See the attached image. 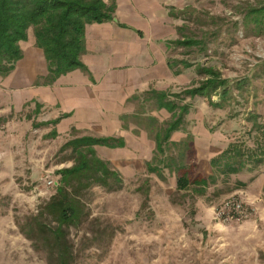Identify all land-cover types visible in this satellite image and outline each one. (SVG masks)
I'll return each mask as SVG.
<instances>
[{
    "label": "rangeland",
    "instance_id": "374dc122",
    "mask_svg": "<svg viewBox=\"0 0 264 264\" xmlns=\"http://www.w3.org/2000/svg\"><path fill=\"white\" fill-rule=\"evenodd\" d=\"M262 7L264 0H169L177 31L172 40L189 37L202 43L172 44L168 57L195 66L187 69L191 73L184 82L167 90L180 91L206 79L197 73L200 63L213 66L234 88L236 80L244 79V99L225 108L213 107L207 97L187 99L191 109L180 130L183 137L175 140H188L190 131L192 143L189 148L186 143L170 145L159 156L186 165L173 171L164 167L163 174L147 169L158 128L149 116L165 124L171 113L156 109L154 99L144 101L146 93L134 99L136 109L145 113L128 118L129 147H96L121 181L110 177L109 185L82 191L86 215L69 229L74 264H264V162L239 173H218L216 182L205 188L193 184L180 189L177 184L186 171L192 180L199 173L211 174L210 156L224 142L253 145L254 135H260L249 129L254 119L264 123V15L256 11ZM37 82L42 84L44 77ZM36 108L26 104L20 112L0 116V264H48L46 252L34 247L20 224L38 214L55 192L49 179L57 182L59 170L74 164L71 151L62 150L71 138L51 136L54 126L43 122L57 118ZM234 109L239 115L231 118ZM237 201L242 215L222 212Z\"/></svg>",
    "mask_w": 264,
    "mask_h": 264
},
{
    "label": "trees",
    "instance_id": "16d2710c",
    "mask_svg": "<svg viewBox=\"0 0 264 264\" xmlns=\"http://www.w3.org/2000/svg\"><path fill=\"white\" fill-rule=\"evenodd\" d=\"M115 5L114 1L105 0H0V74L8 75L22 59L24 53L21 41L28 39L29 30L33 31L36 46L43 50L47 62V74L44 76L43 84H53L61 75L77 68L88 71L82 61V55L86 52V26L113 20L116 16ZM256 11L263 12L264 15V7ZM201 43L202 40L184 37L169 41V47L172 44L186 46ZM168 65L175 74L195 66L193 61L171 57H168ZM196 69L199 75L207 78L198 83L194 81L192 85L185 86L180 91L152 88L151 92H148L149 98L156 100L159 109L164 108L171 113L165 124L157 117L149 116L158 122V128L154 131L155 155L147 162V169L150 172L163 174L164 167L173 171L182 170L186 165L184 163L173 165L171 160L164 161V157L159 156L164 154L166 147L170 145L175 147L186 143L189 148L192 143L190 131L188 140L171 139L173 132L185 129V118L191 109V103L187 99L207 97L213 107L225 108L235 106L243 98L246 89L244 79L236 80L234 88L229 79L222 77L213 66L198 63ZM215 93L219 95L217 101L212 99ZM38 106L39 103L36 112L39 110ZM238 115L236 109L230 113L231 118ZM250 117L257 118V115L250 113ZM60 119L61 117H58L43 122L54 126L50 132L51 136L58 135L55 125ZM34 125L39 123L34 122ZM249 130H257V133H260L257 138L254 135L253 145L245 141L224 142L223 146L210 156L212 173L207 176L199 173L192 180L186 171L177 178L178 188L185 189L193 184L205 188L216 182L218 173L223 175L239 173L262 164L264 123L254 119L252 129ZM124 145V141L116 137L83 135L69 139L62 146V150L71 151L74 164L59 170L60 179L58 178L54 184L55 192L42 206V210L38 214L30 215L20 224L21 231L32 241L34 247L46 252L48 264H74L76 260L69 229L71 226L79 225L86 215L85 204L81 200L84 188L95 185L107 186L110 177L121 181L119 172L110 167L104 156L98 154L96 147L116 148ZM46 216H49L51 221L45 220Z\"/></svg>",
    "mask_w": 264,
    "mask_h": 264
},
{
    "label": "crops",
    "instance_id": "0c3cea01",
    "mask_svg": "<svg viewBox=\"0 0 264 264\" xmlns=\"http://www.w3.org/2000/svg\"><path fill=\"white\" fill-rule=\"evenodd\" d=\"M114 1L113 20L86 26L82 61L88 71L72 70L53 84L37 82L47 74V62L30 30L28 39L21 41L22 59L8 75L0 74V116L39 103L38 112L46 108L53 118L61 117L55 125L59 135L116 137L124 141L122 148L129 147L128 118L145 113L136 109L134 99L146 93L142 99L152 101V88L172 89L191 72L175 74L168 65L169 41L177 35L169 0ZM181 136L175 131L172 139Z\"/></svg>",
    "mask_w": 264,
    "mask_h": 264
},
{
    "label": "built area",
    "instance_id": "2783aa9c",
    "mask_svg": "<svg viewBox=\"0 0 264 264\" xmlns=\"http://www.w3.org/2000/svg\"><path fill=\"white\" fill-rule=\"evenodd\" d=\"M49 184L50 185H54L55 184V181H54V179H49ZM225 209H227V210H225ZM225 209H223L222 210V212L223 213H227V215L229 216V217H236L237 215H242L243 214V208H242V204H241V202H238L237 201V204H235V205H229V206H227Z\"/></svg>",
    "mask_w": 264,
    "mask_h": 264
},
{
    "label": "bare ground",
    "instance_id": "6f19581e",
    "mask_svg": "<svg viewBox=\"0 0 264 264\" xmlns=\"http://www.w3.org/2000/svg\"><path fill=\"white\" fill-rule=\"evenodd\" d=\"M231 203V202H230ZM233 203V202H232ZM245 204V203H244ZM227 206H229V205H227Z\"/></svg>",
    "mask_w": 264,
    "mask_h": 264
}]
</instances>
